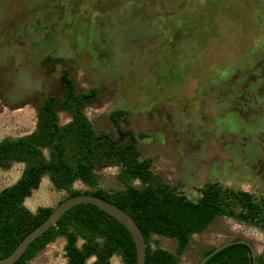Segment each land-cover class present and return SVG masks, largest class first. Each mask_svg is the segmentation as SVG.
<instances>
[{
	"label": "rangeland",
	"instance_id": "1",
	"mask_svg": "<svg viewBox=\"0 0 264 264\" xmlns=\"http://www.w3.org/2000/svg\"><path fill=\"white\" fill-rule=\"evenodd\" d=\"M63 69L79 89L97 88L83 108L92 126L117 136L109 113L124 110L119 125L137 135L140 157L189 198L208 181L264 197V0H0V138L34 128ZM69 117L58 111L60 123ZM22 166L0 168V189ZM119 170L97 168V185L122 187ZM63 196L43 175L24 203L35 211ZM234 238L264 255L263 223L218 215L176 264ZM64 243L56 237L28 264H66ZM150 244L174 252L176 239L152 234ZM110 261L124 264L117 252Z\"/></svg>",
	"mask_w": 264,
	"mask_h": 264
},
{
	"label": "trees",
	"instance_id": "2",
	"mask_svg": "<svg viewBox=\"0 0 264 264\" xmlns=\"http://www.w3.org/2000/svg\"><path fill=\"white\" fill-rule=\"evenodd\" d=\"M59 94H48L38 105L34 128L17 136L0 138V168L13 162L23 164L16 180L0 189V257L9 254L19 241L52 210L41 205L32 211L24 199L46 175L53 186L64 192L62 200L78 193H92L118 204L140 227L145 239V264H176L177 256L189 242L190 235L204 230L218 215L263 223L264 197L208 181L196 198H189L175 185L168 184L150 167L149 156L140 157L137 135L122 128V109L109 117L117 136L95 129L83 108L97 98V88L79 89L67 69L59 74ZM66 109L69 119L60 123L58 110ZM141 136L142 133L140 134ZM119 165L117 174L122 187L106 189L97 185V168ZM133 179L141 182L132 184ZM79 180L89 188L73 186ZM152 234L176 239L175 251L152 246ZM63 236L67 264H110L117 252L124 264H135V246L130 231L115 217L90 202H78L67 208L51 225L34 238L23 253L10 264L28 261L56 237ZM81 238L80 245L77 239ZM214 247V246H213ZM213 247L202 252V256ZM256 264H264V255H255ZM203 264H251L249 248L232 243L214 252Z\"/></svg>",
	"mask_w": 264,
	"mask_h": 264
},
{
	"label": "water",
	"instance_id": "3",
	"mask_svg": "<svg viewBox=\"0 0 264 264\" xmlns=\"http://www.w3.org/2000/svg\"><path fill=\"white\" fill-rule=\"evenodd\" d=\"M78 202H90L113 217L119 220L131 233L135 246V264H145V239L143 233L133 219V217L118 204L114 203L111 200H108L102 196H98L92 193H78L71 196H67L60 200L55 206L52 207V210L47 215V217L42 220L36 227L30 230L14 247V249L7 254L6 256L0 257V264H10L14 262L25 250L28 244L36 238L39 234L49 228L51 225L55 224L58 217L70 206ZM244 243L249 248V256L251 264H256L255 260V250L252 247L251 243L244 238H234L227 241H224L213 247L208 253L203 255L196 264H203L214 252L218 251L224 246H227L232 243Z\"/></svg>",
	"mask_w": 264,
	"mask_h": 264
},
{
	"label": "flooded vegetation",
	"instance_id": "4",
	"mask_svg": "<svg viewBox=\"0 0 264 264\" xmlns=\"http://www.w3.org/2000/svg\"><path fill=\"white\" fill-rule=\"evenodd\" d=\"M59 110H60V109H59ZM59 110H58V111H59ZM64 110H66V109H64ZM66 111H67V110H66ZM67 112H68V111H67ZM68 113H69V112H68ZM69 116H70V115H69ZM32 211H33V210H32ZM81 241H82V239L79 237V238L77 239V245H80ZM248 241H249V240H248ZM249 242H250V241H249ZM250 243H251V242H250ZM251 245H252V243H251ZM252 247H253V245H252ZM256 254H257V253H255V255H256ZM111 256H112V255H111ZM111 256H110V258H111ZM90 257H93V258L95 259V256H94V255H91V256L87 257V258H86V263H87V264H89V263H88V259H89ZM110 258H109V259H110ZM94 259H93V261H94ZM66 264H67V262H66ZM110 264H111V261H110Z\"/></svg>",
	"mask_w": 264,
	"mask_h": 264
},
{
	"label": "built area",
	"instance_id": "5",
	"mask_svg": "<svg viewBox=\"0 0 264 264\" xmlns=\"http://www.w3.org/2000/svg\"><path fill=\"white\" fill-rule=\"evenodd\" d=\"M264 208V207H263ZM263 214H264V209H263Z\"/></svg>",
	"mask_w": 264,
	"mask_h": 264
}]
</instances>
